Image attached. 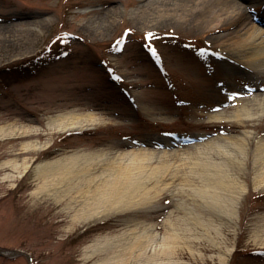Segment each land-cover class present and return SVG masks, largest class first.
Masks as SVG:
<instances>
[{"label": "rangeland", "instance_id": "rangeland-1", "mask_svg": "<svg viewBox=\"0 0 264 264\" xmlns=\"http://www.w3.org/2000/svg\"><path fill=\"white\" fill-rule=\"evenodd\" d=\"M163 2L0 0V125L38 128L0 139V163L32 159L21 177L10 180L2 176L13 169L0 165L1 249L27 251L31 264H90L101 256L86 259L87 245L98 237L138 231V220H145L171 238V259L179 264H223L219 255H226V248H232L226 264H264L259 244L264 186L255 188L252 167L241 172L246 189L231 222L218 220L192 188L202 186L200 172L222 165L216 144L224 136L252 131V160L255 142L264 139V108L256 105L264 101V68L257 82L230 71L228 64L245 66L214 38L244 19L224 20L217 28L162 20L152 7L170 4ZM240 10L243 24L264 29L256 19L264 13L263 0L244 1ZM242 107L252 116L237 123L231 115ZM67 112L90 113L98 120L80 130L46 125L51 116ZM215 113L223 118L211 117ZM34 139L49 143L22 149L23 141ZM101 150L152 154L151 165L163 172L155 207L76 222L65 200L32 194L36 163L71 154L82 159L81 153ZM214 225L222 235L215 234ZM0 264L27 260L0 255Z\"/></svg>", "mask_w": 264, "mask_h": 264}, {"label": "bare ground", "instance_id": "bare-ground-1", "mask_svg": "<svg viewBox=\"0 0 264 264\" xmlns=\"http://www.w3.org/2000/svg\"><path fill=\"white\" fill-rule=\"evenodd\" d=\"M163 1L170 4L157 6L155 3L154 7L151 6L153 12L157 10L156 14L162 20H165V17H174L182 21H195L199 27L212 23L213 28H217L223 25L221 22L224 20H245L244 12L240 9L244 1L251 0H188L190 2L183 6L173 5L179 4L180 0H159ZM261 19L264 20V13ZM243 23L237 29L227 34H217L214 38L223 49L232 52L236 60L245 66V69L241 70L237 64H228L230 71L242 72L257 82L264 68V29L256 25L249 28ZM257 102L256 105L262 111L264 101ZM231 116L239 123L250 118L252 113L250 108L242 107ZM211 117L223 118L220 113ZM97 120L98 118L90 113L67 112L51 116L46 120V125L58 131L80 130L93 125ZM37 129L13 123L2 124L0 139ZM252 140L253 133L250 130L222 137V142L216 144V151L224 158L222 165L208 167L207 169L211 170L209 172H200L202 186L197 184L192 187L196 191H193V194L200 197L201 204L209 207L222 222H231L238 216V198L246 189L241 172L243 173L246 167H252L254 171L255 188L264 186V139L255 142L251 160L249 147ZM48 143H40L37 139L26 140L21 143V147L25 151L37 150L46 147ZM109 152L90 151L77 154L82 159L71 154L36 163L34 176L37 184L32 189V194L50 196L55 201L65 200V207L71 212V220L76 222L103 219L121 212L155 207V199L159 190L163 189L159 188L157 183L163 178V172L160 166L151 165L152 154L140 150L120 155ZM31 162L32 159L28 157H23L20 162L15 158L3 160L0 165L11 167L14 173L6 172L2 179L21 177ZM212 218V215L208 217ZM137 223L140 225L138 231L133 228L128 234L119 232L96 238L86 246L85 258L95 254L101 256L90 264H131V258L132 264H179L171 259L175 250L173 243H170L171 238L155 231L153 222L138 220ZM212 228L215 234L222 235L220 225H214ZM261 231L264 232V226ZM259 239V244L264 246V237ZM231 250L232 248H226L227 254L219 255L221 263L226 264Z\"/></svg>", "mask_w": 264, "mask_h": 264}, {"label": "water", "instance_id": "water-1", "mask_svg": "<svg viewBox=\"0 0 264 264\" xmlns=\"http://www.w3.org/2000/svg\"><path fill=\"white\" fill-rule=\"evenodd\" d=\"M0 255L6 256V257H13L16 255H24L27 259V264H31V256L29 252L24 251L22 249H13L11 251L3 250L0 248Z\"/></svg>", "mask_w": 264, "mask_h": 264}]
</instances>
